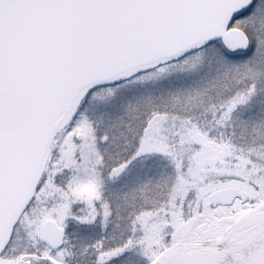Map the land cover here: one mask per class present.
I'll return each instance as SVG.
<instances>
[{
  "label": "snow or ice",
  "instance_id": "snow-or-ice-1",
  "mask_svg": "<svg viewBox=\"0 0 264 264\" xmlns=\"http://www.w3.org/2000/svg\"><path fill=\"white\" fill-rule=\"evenodd\" d=\"M0 264H264V0H0Z\"/></svg>",
  "mask_w": 264,
  "mask_h": 264
}]
</instances>
